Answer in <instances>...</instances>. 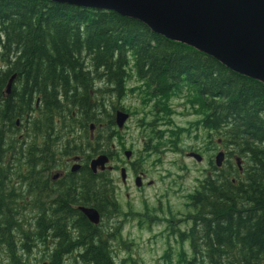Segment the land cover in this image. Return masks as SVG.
<instances>
[{
  "label": "trees",
  "instance_id": "1",
  "mask_svg": "<svg viewBox=\"0 0 264 264\" xmlns=\"http://www.w3.org/2000/svg\"><path fill=\"white\" fill-rule=\"evenodd\" d=\"M130 73L164 113L162 101L185 91L201 115L195 124L246 158L233 172L210 159L221 172L199 180L190 224L172 231L191 250L179 264H264V83L135 18L51 0H0V263L33 264L42 249L48 264H67L66 255L115 264L112 225L100 229L78 206L123 214L109 170L88 164L99 153L111 158L109 142L121 138L114 113L104 126L99 117L105 96L126 92ZM91 125L96 133L82 142ZM73 154H84L79 170L50 182L59 157Z\"/></svg>",
  "mask_w": 264,
  "mask_h": 264
},
{
  "label": "rangeland",
  "instance_id": "2",
  "mask_svg": "<svg viewBox=\"0 0 264 264\" xmlns=\"http://www.w3.org/2000/svg\"><path fill=\"white\" fill-rule=\"evenodd\" d=\"M126 88L121 97H104L106 108L99 117V124L104 126L106 113H114L107 105L109 103L129 114L120 129L121 138L114 136L109 142L113 154L107 163L112 166L109 174L114 180L113 191L123 214L101 217L98 227L103 229L107 222L112 225L109 229L113 232L110 249L115 264H179V256H189L191 250L188 240L178 241L172 231L187 228L190 224L186 220L191 210L189 195L207 173L218 174L220 169L233 172L246 165V158L232 146L225 145L218 133L208 132L195 124L201 115L185 91L162 101L166 109L164 113L156 108L162 105H155L156 101L145 93L144 85L134 73H130ZM177 130L180 131L176 136ZM93 131L92 136L96 129ZM80 134L84 142L90 134L88 126ZM122 141L124 147L121 148ZM124 150L131 151L128 159ZM220 150L224 152L223 165L214 169L210 159L214 161ZM190 151L199 153L201 160L197 162L187 156ZM73 155L60 156V165L53 168L51 174L69 170ZM236 157L240 160L239 165ZM83 161L82 158L77 163ZM121 167L126 170L125 182L120 178ZM135 176L140 177V186H136ZM167 224L170 231L166 229ZM47 253L36 250L33 264H48ZM1 254L4 257V253ZM65 261L67 264H84L71 255H66ZM4 263L3 260L0 264Z\"/></svg>",
  "mask_w": 264,
  "mask_h": 264
},
{
  "label": "water",
  "instance_id": "3",
  "mask_svg": "<svg viewBox=\"0 0 264 264\" xmlns=\"http://www.w3.org/2000/svg\"><path fill=\"white\" fill-rule=\"evenodd\" d=\"M74 6L102 10H113L126 17L145 23L153 32L167 39L181 42L212 56L230 70L264 83V0H51ZM9 78L6 92H10L12 80ZM129 114L117 109L114 122L122 129ZM93 125L90 126L92 135ZM128 159L130 150H124ZM187 156L199 162L202 156L190 151ZM79 157L71 171H77L81 165ZM224 152L215 155L217 167L222 165ZM109 157L100 153L89 160L93 173L111 170ZM236 163L240 160L236 157ZM239 169L241 170L240 166ZM120 178L126 181V170L120 168ZM136 186L141 179L135 176ZM78 209L87 219L98 224L101 216L92 206L80 205Z\"/></svg>",
  "mask_w": 264,
  "mask_h": 264
},
{
  "label": "flooded vegetation",
  "instance_id": "4",
  "mask_svg": "<svg viewBox=\"0 0 264 264\" xmlns=\"http://www.w3.org/2000/svg\"><path fill=\"white\" fill-rule=\"evenodd\" d=\"M94 130V129H93ZM92 130V131H93ZM100 154V153H99ZM104 154H106V153H104ZM98 155V154H97ZM107 155V154H106ZM68 156H70V155H68ZM77 155H73L72 156V164L75 162V160H74V157H76ZM108 156V155H107ZM109 157V156H108ZM82 158L84 159V157L82 156L81 157V155H79V158L76 160V161H82ZM109 159H110V157H109ZM67 164H70V160H67ZM60 165V164H59ZM58 165V166H59ZM80 165H82V164H80ZM57 166V167H58ZM72 166V165H71ZM71 166H70V169L69 170H65L64 171V169H62L61 171H57V172H55L54 174H51V172L49 173V181L50 182H55V181H58V180H60V179H62V178H66L67 177V175H68V173H69V171L71 170ZM79 170V169H78ZM77 170V171H78ZM76 171V172H77ZM71 172V171H70ZM49 188H51V187H49ZM114 194H115V191H114ZM58 198H59V196H53V198H52V200H53V202H54V204H56L57 205V207H59L60 206V204H58V202L56 201V200H58ZM40 201H41V203L42 204H44V200H43V198L42 197H40Z\"/></svg>",
  "mask_w": 264,
  "mask_h": 264
}]
</instances>
